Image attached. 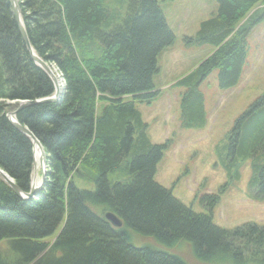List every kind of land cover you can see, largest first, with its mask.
Listing matches in <instances>:
<instances>
[{"label":"trees","instance_id":"obj_1","mask_svg":"<svg viewBox=\"0 0 264 264\" xmlns=\"http://www.w3.org/2000/svg\"><path fill=\"white\" fill-rule=\"evenodd\" d=\"M216 1L215 14L188 38L215 49L176 83L186 88L181 114L187 128L207 123L200 84L209 74L219 70L223 89L237 85L249 33L264 20V0ZM19 5L35 52L57 67L66 90L55 101L32 103L17 113L44 147L48 170L31 198L0 178V244L8 241L12 250L0 245V264H190L174 252L134 245L127 228L170 246L187 240L203 260L264 263V225L223 228L212 215L219 194L202 197L211 213L196 212L155 180L166 144L151 141L136 103L160 95L154 83L158 57L175 41L159 0H19ZM54 93L53 79L22 38L10 0H0V168L26 193L34 144L7 114L18 109V101ZM228 139L223 166L231 173L237 162L252 158L250 186L263 195L264 95L238 117ZM238 176L237 168L231 177ZM84 180L95 189L80 188ZM108 211L119 216L121 227L105 218Z\"/></svg>","mask_w":264,"mask_h":264},{"label":"rangeland","instance_id":"obj_2","mask_svg":"<svg viewBox=\"0 0 264 264\" xmlns=\"http://www.w3.org/2000/svg\"><path fill=\"white\" fill-rule=\"evenodd\" d=\"M159 2L175 33V41L158 57L159 72L154 75V83L160 89V95L150 103H136L148 125L147 133L151 141L166 144L157 165L155 180L171 189L175 197L196 212L211 213L202 197L208 193L219 194L220 200L213 207L212 215L214 222L223 228L233 229L248 222L264 225V194L257 193L250 186L253 159L237 162L238 167L232 166L231 173L222 164L228 152V135L236 120L256 98L264 95V20L249 33L247 59L237 85L223 89L218 82L219 70L209 74L200 84L205 97L207 123L201 127L187 128L182 125L181 114V95L186 88L176 83L214 51L211 44L189 41L188 38L195 37L201 23L215 14L217 1ZM51 68L59 79H63L55 65L51 64ZM47 167L46 162V170ZM237 168L239 176L231 177ZM42 174L43 169L38 163L34 176L37 184L41 183ZM79 187L93 190L95 184L84 180ZM127 230L131 242L136 246L174 252L190 264H229L217 258H198L187 240L170 246L132 228ZM54 238L47 240L52 242ZM0 245L6 252H12L8 241Z\"/></svg>","mask_w":264,"mask_h":264},{"label":"water","instance_id":"obj_3","mask_svg":"<svg viewBox=\"0 0 264 264\" xmlns=\"http://www.w3.org/2000/svg\"><path fill=\"white\" fill-rule=\"evenodd\" d=\"M11 5H12V10L14 13V16L18 22V26L22 35V38L24 40V42L26 43V46L30 52V54L32 55L33 59L37 62V64L39 66H41L53 79L54 83H55V93L50 96V97H46L43 99H38V100H22L20 102V104L18 105V109L9 112L8 118L11 120V122L22 132H24L26 135H28L34 144V150H35V161H34V170H33V179H32V184H31V190L26 193L23 190H21V188L15 184L14 179L7 173L5 172L3 169L0 168V178L3 179L5 182H7L13 189L14 191L19 194L20 196L24 197V198H31V197H35L37 196L38 192L41 190V188L44 186L45 181H46V177H47V170L45 169L46 167V152L44 150V147L42 146L41 142L37 139V137L34 135V133L29 129V127L27 125H24L22 123H20L17 119V113L20 109H22L23 107L32 104V103H36V102H41V101H55L57 99H59V97L61 96V94L64 92L63 90L61 91L60 88V79L56 76V74L54 73L53 69L51 68V65L49 63H47L43 58H41L39 55H37V53L35 52L26 26H25V22L23 19V15H22V11L19 5V0H10ZM36 145H38L39 147H41L42 149V155L39 159V164L43 169V174H42V181L40 184H37L36 178H34V176H36V169L38 166V162H37V158H36ZM105 218L111 222V224L115 227H121L123 225V221L119 218V216L117 214H115L112 211H108L105 214Z\"/></svg>","mask_w":264,"mask_h":264},{"label":"bare ground","instance_id":"obj_4","mask_svg":"<svg viewBox=\"0 0 264 264\" xmlns=\"http://www.w3.org/2000/svg\"><path fill=\"white\" fill-rule=\"evenodd\" d=\"M60 88H61V91L62 90L65 91L66 90V84H65V81L63 79H60ZM20 102L21 101H19L18 105L20 104ZM11 111H14V110H11ZM11 111H9V112H11ZM34 152H35V150H34ZM41 155H42V149H41V147H39L38 145H36V157L39 158V157H41ZM32 179H33V175H32Z\"/></svg>","mask_w":264,"mask_h":264},{"label":"crops","instance_id":"obj_5","mask_svg":"<svg viewBox=\"0 0 264 264\" xmlns=\"http://www.w3.org/2000/svg\"><path fill=\"white\" fill-rule=\"evenodd\" d=\"M156 86V85H155ZM157 90H160L159 88L156 87Z\"/></svg>","mask_w":264,"mask_h":264}]
</instances>
